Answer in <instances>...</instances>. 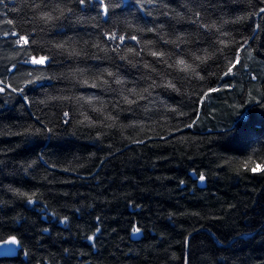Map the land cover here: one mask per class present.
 I'll list each match as a JSON object with an SVG mask.
<instances>
[{"label": "trees", "instance_id": "trees-1", "mask_svg": "<svg viewBox=\"0 0 264 264\" xmlns=\"http://www.w3.org/2000/svg\"><path fill=\"white\" fill-rule=\"evenodd\" d=\"M261 9L0 0V264H264Z\"/></svg>", "mask_w": 264, "mask_h": 264}, {"label": "snow or ice", "instance_id": "snow-or-ice-1", "mask_svg": "<svg viewBox=\"0 0 264 264\" xmlns=\"http://www.w3.org/2000/svg\"><path fill=\"white\" fill-rule=\"evenodd\" d=\"M79 3L83 5V4L85 3V0H79ZM100 3L103 5V4H104V0H100ZM53 11H60L61 14H63V10H60V9H54ZM261 11H264V9H261ZM107 12H108V8H107V6H105V7H104V14L107 15ZM54 18H55V17L53 16V14H52L51 12H45V13H43V15L41 16V19L45 20L46 22H49V21L53 20ZM198 21H199V13L196 14V19L193 21V23H197ZM202 26H204V27H209V26H207V25H202ZM12 35L17 36L18 34H17L16 32H13ZM109 38H111V39H116L117 37H116V34H115V33H112V34L110 35ZM119 39H120L121 41H123L124 37L121 36V37H119ZM16 42H17L18 44H20L21 46H23V45L28 44V39H27V37L24 36V35H18V39H17ZM222 43H223V42H222ZM151 55H152V56L162 57L164 54H163V53H157V52H151ZM46 59H47L46 57H41V58H39V59H37L36 57H32V58H31L32 63H43ZM198 59H199V57H198ZM238 62H239V57L236 58L235 62H232V63H231V66L228 68V72H226L225 75H227L228 73H230V72L232 71V69L236 67V63H238ZM177 64H178L179 66H181V67H180V70H181V71H189V70H191V71H193V72L195 71V69L192 68V66H191L190 64H187V63L185 62V60H183V59H179V60L177 61ZM13 67H14V66H13ZM145 67H148V65H145ZM116 82H117V83H122V81H120V80H117ZM2 83H3V82L0 81V84H2ZM93 86H94V85H93ZM169 86H173V85H169ZM4 90H5L4 87H0V92H3ZM15 90H16V89H13V91H15ZM134 91H135V90H133V92H134ZM132 102H133V101H129V103H132ZM67 115H68V113H65V116H67ZM247 166H248V165L245 164V167H247ZM251 170H252V171H256V168H252ZM199 179H200L201 181H204L205 177H204L203 175H201V176L199 177ZM21 195H23V194H21ZM32 202H33L32 199L29 198V203H32ZM139 231H140L139 228H134V229H133V232H134V233H139ZM89 239H92V237H89Z\"/></svg>", "mask_w": 264, "mask_h": 264}, {"label": "water", "instance_id": "water-1", "mask_svg": "<svg viewBox=\"0 0 264 264\" xmlns=\"http://www.w3.org/2000/svg\"><path fill=\"white\" fill-rule=\"evenodd\" d=\"M16 251V244L13 239H9L0 244V256L12 257Z\"/></svg>", "mask_w": 264, "mask_h": 264}]
</instances>
